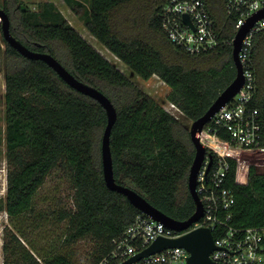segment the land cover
Listing matches in <instances>:
<instances>
[{
  "label": "trees",
  "instance_id": "trees-1",
  "mask_svg": "<svg viewBox=\"0 0 264 264\" xmlns=\"http://www.w3.org/2000/svg\"><path fill=\"white\" fill-rule=\"evenodd\" d=\"M63 1L81 26H73L52 1L38 2L32 8L23 0H0V8L9 18L15 39L30 50L52 55L114 105L117 116L110 150L115 181L168 217L186 220L195 209L187 186L195 154L188 125L234 79L231 46L191 54L171 42L159 23V12L168 0ZM203 1L222 29V38H230L234 25L225 14L224 0ZM0 39L8 164L0 211L7 213L11 224L31 213L37 190L50 170L62 162L73 187L74 209L59 211L57 218L67 222L70 238L90 235L95 240L97 260L108 250L110 240L140 212L104 182L101 138L107 122L105 110L68 85L46 62L21 55L2 32ZM251 60L256 89L252 103L262 108L264 29L253 35ZM138 77L158 79L169 87V93L156 100L133 81ZM226 161L229 169L224 185L233 195L229 223L264 226V166L251 165L248 183L240 185L234 181L236 160L226 157ZM12 238L18 241L15 234ZM8 249L6 242V258H10ZM29 255L24 251L18 256ZM44 260L75 264L66 255Z\"/></svg>",
  "mask_w": 264,
  "mask_h": 264
},
{
  "label": "built area",
  "instance_id": "built-area-1",
  "mask_svg": "<svg viewBox=\"0 0 264 264\" xmlns=\"http://www.w3.org/2000/svg\"><path fill=\"white\" fill-rule=\"evenodd\" d=\"M224 7L234 25V33L227 39L222 38V29L216 26L203 0H168L159 12L160 28L171 42L191 54L204 53L223 44L232 49L236 31L264 9V0H224ZM184 14L191 24L183 20ZM262 29L264 16L253 22L241 41L238 59L243 86L200 132V141L206 148L196 178V192L203 204L201 217L188 228L177 231L140 211L110 240L108 250L87 264H121L159 237L176 238L197 227H208L212 233L214 249L209 259L214 264H264V226L237 227L229 223L233 195L224 185L229 169L226 157L236 160L234 181L240 185L248 183L251 165L264 166V101L262 108L252 103L256 89L251 60L253 35ZM209 155L212 163L206 172ZM29 254L28 258H6L0 242V264H49L33 251ZM188 256L184 247H164L127 264H187Z\"/></svg>",
  "mask_w": 264,
  "mask_h": 264
},
{
  "label": "water",
  "instance_id": "water-1",
  "mask_svg": "<svg viewBox=\"0 0 264 264\" xmlns=\"http://www.w3.org/2000/svg\"><path fill=\"white\" fill-rule=\"evenodd\" d=\"M264 16V9H260L253 17L241 26L235 33L232 47V60L235 67L234 79L218 94L215 100L211 103L208 109L197 119L191 121L189 126L190 139L195 148V154L189 168L187 177V186L189 193L194 201V212L186 220H175L168 217L153 205H151L145 198L133 189L117 183L113 175V164L110 150V134L113 124L116 120V110L112 102L98 89L85 84L75 78L62 64H60L52 55L44 52H38L28 49L21 42L13 37L9 30V18L6 12L0 8V28L3 38L21 55L29 59H39L46 62L53 68L57 74L71 87L77 91L95 99L103 107L106 113L107 122L103 130L101 138V164L102 174L106 186L113 191H117L128 199V201L141 212L147 214L155 220L165 223L167 227L180 231L188 228L192 223L196 222L203 213V204L196 192V178L201 168L206 154V148L200 141V132L204 126L210 121L211 117L227 102H229L235 94L241 89L244 83L243 71L238 59V52L240 50L241 41L246 35L253 22L260 17ZM183 20L190 23L187 14L183 15ZM106 58V57H105ZM109 60V59H108ZM115 63V62H114ZM133 74L131 73V76ZM166 110V109H165ZM212 163L211 156L209 155V163L206 169L208 171ZM181 246L188 250L189 256L187 257V264H214L209 259L210 252L214 249L213 236L208 227H197L189 232L172 239L157 238L149 247L136 254L131 259L121 263L127 264L142 256L154 253L164 247Z\"/></svg>",
  "mask_w": 264,
  "mask_h": 264
},
{
  "label": "rangeland",
  "instance_id": "rangeland-1",
  "mask_svg": "<svg viewBox=\"0 0 264 264\" xmlns=\"http://www.w3.org/2000/svg\"><path fill=\"white\" fill-rule=\"evenodd\" d=\"M23 1L32 8H35L38 2L52 1L73 26L79 27L82 25L63 0ZM3 47L4 45L1 43V48ZM109 60L111 61L110 58ZM112 62L116 63L115 60ZM117 66L120 67L119 65ZM121 68L124 69L123 66ZM133 81L158 101L164 97L166 92L167 94L169 93V87H163L158 79L149 78L148 80H143L138 77L133 79ZM4 91V76L2 64L0 63V197L5 195L8 168L4 139ZM72 192L73 187L70 184L68 170L62 162H58L47 174L43 184L34 195L31 213L16 218L15 223L11 224L7 213L4 210L0 211V242H2V250L4 243H8L10 249H8L7 257H18L19 253L31 250L43 259L51 255H66L75 264L92 262L96 254L95 240L90 235L76 239L70 238L71 230L67 222L57 218L59 211L74 209L71 197ZM18 229L24 233L25 237L20 232L17 233ZM14 234L18 241L12 238ZM29 242L34 245L33 248Z\"/></svg>",
  "mask_w": 264,
  "mask_h": 264
},
{
  "label": "crops",
  "instance_id": "crops-1",
  "mask_svg": "<svg viewBox=\"0 0 264 264\" xmlns=\"http://www.w3.org/2000/svg\"><path fill=\"white\" fill-rule=\"evenodd\" d=\"M191 122V121H190Z\"/></svg>",
  "mask_w": 264,
  "mask_h": 264
}]
</instances>
